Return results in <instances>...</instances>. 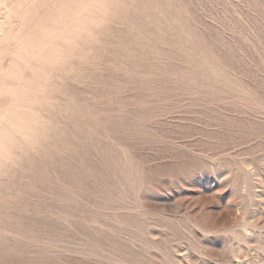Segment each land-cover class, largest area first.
Wrapping results in <instances>:
<instances>
[{
    "label": "rangeland",
    "instance_id": "obj_1",
    "mask_svg": "<svg viewBox=\"0 0 264 264\" xmlns=\"http://www.w3.org/2000/svg\"><path fill=\"white\" fill-rule=\"evenodd\" d=\"M0 264H264V0H0Z\"/></svg>",
    "mask_w": 264,
    "mask_h": 264
}]
</instances>
